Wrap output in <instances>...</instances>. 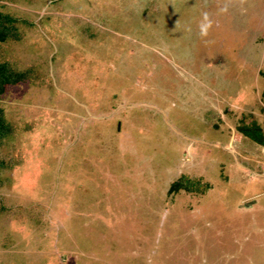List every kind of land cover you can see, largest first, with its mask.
I'll list each match as a JSON object with an SVG mask.
<instances>
[{"label":"rangeland","instance_id":"obj_1","mask_svg":"<svg viewBox=\"0 0 264 264\" xmlns=\"http://www.w3.org/2000/svg\"><path fill=\"white\" fill-rule=\"evenodd\" d=\"M0 12L15 20L5 58L51 79L1 101L19 138L0 147V264H264V209L239 207L263 181L214 146L242 125L262 135L248 123L264 124V0H1ZM243 145L248 166L264 160ZM182 176L190 190L169 194Z\"/></svg>","mask_w":264,"mask_h":264},{"label":"trees","instance_id":"obj_2","mask_svg":"<svg viewBox=\"0 0 264 264\" xmlns=\"http://www.w3.org/2000/svg\"><path fill=\"white\" fill-rule=\"evenodd\" d=\"M13 21L15 20L8 14L0 12V147L6 141L5 138L8 135L17 136V138H19V131L14 132V127L10 128V120L7 118L6 109H4L5 107L1 103L6 92H8V89L14 85H18V83H21L22 81H30L29 83L31 85L39 87L46 86L51 81L49 75L44 72L43 67L38 68L35 61H30L29 65L22 68L21 65L23 60H21L19 56H17V58L13 61L5 58L1 47L2 43L8 40V37L16 36L15 26L13 24H9ZM244 133L255 140L254 136L250 132L246 131ZM4 162L1 161L0 163L3 164ZM9 164L10 163H8V165ZM8 165H5L4 167H7ZM184 176L171 182L168 189L169 194L172 192H179L181 189L186 191L190 190L191 187H188L187 179L183 178Z\"/></svg>","mask_w":264,"mask_h":264},{"label":"crops","instance_id":"obj_3","mask_svg":"<svg viewBox=\"0 0 264 264\" xmlns=\"http://www.w3.org/2000/svg\"><path fill=\"white\" fill-rule=\"evenodd\" d=\"M250 96L251 95H246L245 98L240 96L241 98L239 97L238 100L241 101V105L244 106L246 103H249L250 101L247 102L246 99L249 98ZM244 100L246 102H244ZM237 105L235 107H237ZM260 111L262 112V110H260ZM248 124H253L255 126L257 125L256 127L254 126V128H257V130L261 131L262 135L259 137H254L255 138V140H254L244 133L246 131L250 132V130H247L246 126L242 125L241 127L240 126H239V128L236 127L235 130H233V133L230 134V138L227 140V142L225 144H222V143L221 144H214V146H219L225 152L232 154L234 161H235V166L239 169H242L243 170L242 172L246 171L247 173H249L251 175L250 181L253 180L252 178H255V180L260 179L261 181H263V184H264V160L260 159L257 161L256 165L255 164L252 166L250 165L251 167L248 166L247 164L249 162H251L252 159L254 160V158H256L257 154L255 152L251 153L250 155L246 154L249 150H247V149L244 150L246 147L243 145V142H245L247 140H250V141L252 140L253 144L255 143L257 145L256 149L259 150L260 153L264 155V129H263L264 124L261 125V123H259V121H256V119L253 121H250ZM234 143H237V145L236 144L234 145ZM193 152H194V154H196V152L192 150V154H193ZM204 171H205V167H204ZM261 193H264V191H262V192L254 191L253 196L242 198L241 202H240L241 204L239 205V207L242 208L243 204L244 205L248 204L245 207V209H254L256 207V205L259 206L260 208L264 209L263 205L260 202H258V200H257L258 195ZM251 199H253V202H249Z\"/></svg>","mask_w":264,"mask_h":264},{"label":"clouds","instance_id":"obj_4","mask_svg":"<svg viewBox=\"0 0 264 264\" xmlns=\"http://www.w3.org/2000/svg\"><path fill=\"white\" fill-rule=\"evenodd\" d=\"M203 18H204L205 23H202L200 25V32H201V35H206L207 34V29L210 26V21H208V14L204 13L203 14Z\"/></svg>","mask_w":264,"mask_h":264}]
</instances>
